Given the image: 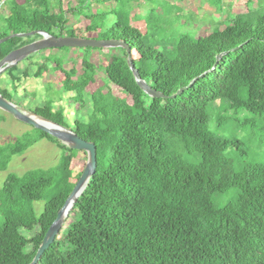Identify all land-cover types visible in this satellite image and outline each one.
<instances>
[{
	"label": "trees",
	"instance_id": "obj_1",
	"mask_svg": "<svg viewBox=\"0 0 264 264\" xmlns=\"http://www.w3.org/2000/svg\"><path fill=\"white\" fill-rule=\"evenodd\" d=\"M5 1L9 15L0 20V40L32 32L75 37L67 14L84 16L86 31L97 32L96 39L128 44L142 80L166 97L151 98L138 86L123 48L107 49L103 68L105 87L123 99L105 93L104 86L91 90L98 84V68L88 54L105 49H80V76L49 58L32 75L47 71L49 61L54 65L53 72L63 76L62 88L89 108L88 120L75 121L70 130L97 148L96 172L39 264H264V164L247 161L240 141L215 132L227 119L217 118L211 130L209 114L216 104L217 110L264 116V3L247 0L246 13L196 37L179 16L167 17L171 11L165 8L158 13L160 0L139 20L118 9V0H83L72 11L58 0L57 12L50 0ZM110 2L116 5L107 6L109 12L92 11L93 3ZM106 15L112 18L108 23ZM40 39L36 34L1 44L0 62ZM18 70L19 64L3 74L17 84L28 77L18 78ZM0 94L12 102L7 90L0 88ZM32 112L66 128L59 111ZM37 132L63 156L49 171L6 177L0 189V264L33 262L74 189L70 165L77 151ZM33 143L19 138L1 146L0 172ZM230 149L240 157L238 171L227 157ZM232 189L234 199L217 206L214 197ZM43 201L38 216L32 204Z\"/></svg>",
	"mask_w": 264,
	"mask_h": 264
},
{
	"label": "rangeland",
	"instance_id": "obj_2",
	"mask_svg": "<svg viewBox=\"0 0 264 264\" xmlns=\"http://www.w3.org/2000/svg\"><path fill=\"white\" fill-rule=\"evenodd\" d=\"M24 0H19L23 3ZM83 0H65L64 9L72 11L81 5ZM154 0H118V9L125 12L129 18L134 17L139 20L147 14V11L153 6L151 2ZM256 1V0H255ZM264 3V0H260ZM53 9L58 11V0H50ZM162 6H158V13L161 14L162 9L171 11L167 17L174 18L179 16L180 23L185 25L186 30L192 32L196 37H203L210 34L215 28L223 29L225 23L233 19L239 14L247 12V0H160ZM92 11L94 13L102 11L109 12V7H115L116 2L110 3H93ZM74 14V13H73ZM68 12V26L72 28V33L77 38L96 39L97 32H87L86 28L89 22L84 16H73ZM9 15V8L5 5L0 9V20ZM106 23L111 21V17L106 15ZM133 21V20H132ZM138 22V21H137ZM135 22V23H137ZM143 22V21H140ZM179 23V24H180ZM141 23L137 24L140 25ZM179 24H176L179 25ZM59 59L63 62L65 70L75 69V77L80 76L81 61L84 58L83 52L79 49L69 50H44L33 54L30 59L22 62L27 65L39 66L48 61ZM90 62L98 68L97 80L98 84L93 85L91 90L104 86V92H111L116 98L123 99V95L112 86L105 87L103 68L108 65L109 57L107 49L104 51H91L88 54ZM47 62V66L51 63ZM20 62L19 65L22 63ZM52 68L54 65L51 66ZM22 74H20L21 76ZM62 74L54 73L51 68L43 74L41 80L21 81L20 85L11 83L9 77L5 74L0 75V88L7 89L12 97V103L18 108L26 112H32L38 108L50 106L53 111L62 113L65 126L67 129H73L76 119L87 121L90 114L88 106L84 103L75 101L76 93L65 91L62 88ZM14 85L15 90H14ZM47 86V87H45ZM38 88V89H37ZM34 90V91H33ZM90 91V90H89ZM87 100V98H86ZM131 102L130 99L127 100ZM211 130L215 128L214 121L217 118L227 119L229 122L222 127L215 129V132L228 140L240 141L248 151L247 161L258 162L264 164V116H252L250 114L231 111L217 110L216 104L212 105L209 110ZM0 147L15 142L21 138L26 142H34L25 153L21 156L14 157L10 162L7 171L0 172V189L8 176L15 174L23 177L33 171H49L60 165L63 153L47 139L39 140L40 134L38 130L31 126L13 118L11 115L0 110ZM249 121L247 126L244 122ZM253 122V123H252ZM214 131V130H213ZM37 141V142H36ZM227 157L231 160L236 171L240 169L241 161L235 150H228ZM87 163V155L83 152H77L75 158L70 165V171L73 173L71 178V186L75 187L80 176L82 175ZM235 190H230L224 195H216L214 197L217 206H224L227 202L234 199ZM46 201L33 203L32 206L35 213L39 216L45 206Z\"/></svg>",
	"mask_w": 264,
	"mask_h": 264
},
{
	"label": "water",
	"instance_id": "obj_3",
	"mask_svg": "<svg viewBox=\"0 0 264 264\" xmlns=\"http://www.w3.org/2000/svg\"><path fill=\"white\" fill-rule=\"evenodd\" d=\"M36 34L41 36V39L24 46L18 50L11 52L0 62V75L5 73L6 70L16 66L20 62L24 61L28 57L44 50L52 49H116L123 48L126 49L128 53V65L131 69L138 86L151 98L154 99H165V95L154 90L145 81L142 80L140 73L135 68L133 64L131 49L128 44L121 40H98V39H82L77 37H55L50 36L45 32H32L28 34H18L11 35L0 40V45L4 44L8 40L13 38H27L35 36ZM221 57L218 58L220 60ZM205 75H202L203 78ZM199 78L191 82V84L182 88L178 91L175 98L181 95L184 91L193 86ZM0 110L11 115L16 120L24 123L34 129L45 133L54 139L58 140L63 145H66L70 150L83 152L87 155V163L85 169L80 176L77 184L75 185L73 191L67 198L55 221L52 223L51 227L47 231L45 238L31 264H39V261L43 257L44 253L54 244L58 236L60 235L66 219L74 207L77 199L82 195L86 189L90 179L95 174L97 169V148L94 143L86 142L79 138L72 130L62 127L50 120H47L33 112H26L18 108L12 102L7 101L0 94Z\"/></svg>",
	"mask_w": 264,
	"mask_h": 264
},
{
	"label": "crops",
	"instance_id": "obj_4",
	"mask_svg": "<svg viewBox=\"0 0 264 264\" xmlns=\"http://www.w3.org/2000/svg\"><path fill=\"white\" fill-rule=\"evenodd\" d=\"M44 63V62H43ZM28 63H25V62H22L20 65H19V70L16 72V76L19 78V77H21L22 75H23V73H25V74H27L28 75V77L27 78H24V79H22V80H24V81H32V80H41L42 78H43V74H45V73H47L48 72V70H49V68H51V66L50 65H48L47 66V64H46V66H47V71H43L42 72V74L39 76V77H37V78H34L32 75H34V74H37L38 72H39V68H40V65L39 66H36V65H27ZM20 74H22L21 76H20ZM21 80V81H22ZM21 84V82H19V83H17L16 85L18 86V85H20ZM45 87H47V86H45ZM38 89V88H37ZM5 90H7V89H5ZM34 91V90H33ZM46 107H49V108H51L50 106H46ZM52 109V108H51ZM81 119V117H78V119H76V121L77 120H80ZM83 120V119H82ZM50 142V141H49ZM53 144V143H52Z\"/></svg>",
	"mask_w": 264,
	"mask_h": 264
},
{
	"label": "built area",
	"instance_id": "obj_5",
	"mask_svg": "<svg viewBox=\"0 0 264 264\" xmlns=\"http://www.w3.org/2000/svg\"><path fill=\"white\" fill-rule=\"evenodd\" d=\"M6 1L0 0V9H2L5 6Z\"/></svg>",
	"mask_w": 264,
	"mask_h": 264
}]
</instances>
